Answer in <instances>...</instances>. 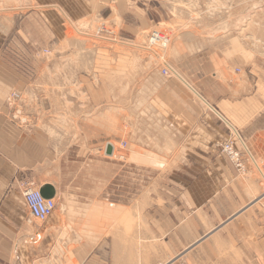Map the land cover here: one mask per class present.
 Returning <instances> with one entry per match:
<instances>
[{
    "label": "crops",
    "instance_id": "0c3cea01",
    "mask_svg": "<svg viewBox=\"0 0 264 264\" xmlns=\"http://www.w3.org/2000/svg\"><path fill=\"white\" fill-rule=\"evenodd\" d=\"M20 8L0 9V264H134L135 220L140 221L142 264H150L153 257L151 241L157 254L152 264L213 263L214 254L221 251L237 253V264H246V254L263 256L260 182L248 164L247 173L238 175L214 145L227 141V127L232 126L248 154L264 162V128L256 124L264 109L259 97L264 85L258 90L242 78L233 79L238 67L224 68L214 55L199 63L194 73L180 66V81L163 80L142 62L135 68L130 50L125 56L107 50L109 55L102 57L108 67L78 70L76 87L94 116L98 110L109 111L105 120L109 130L93 118L80 122L85 126L77 135L53 133L54 124L63 121L51 115L57 99L41 84L42 70L33 65V80V75L15 67L17 47L49 46V2L37 1L25 16L17 14ZM134 77L142 78L136 92L143 99L137 102ZM214 81L221 89L216 99L207 87ZM122 89L126 108L133 114L130 123L139 120L143 142L148 144L132 149L130 157L142 150L166 161L155 181L145 183L136 210L134 201L119 205L118 165L104 155L117 133ZM13 90L25 92L34 108H49V117H33L30 130L19 128L4 104ZM70 139L76 144L68 150L56 143ZM24 182H33L40 190L47 187L48 194L52 189L49 199L55 201L56 210L46 222L29 217L19 192ZM59 203L65 211H57ZM120 220L127 232L118 227ZM203 253L211 259L205 262Z\"/></svg>",
    "mask_w": 264,
    "mask_h": 264
},
{
    "label": "rangeland",
    "instance_id": "374dc122",
    "mask_svg": "<svg viewBox=\"0 0 264 264\" xmlns=\"http://www.w3.org/2000/svg\"><path fill=\"white\" fill-rule=\"evenodd\" d=\"M37 1L40 0H0V9L5 10L13 5H19L21 8L17 14L25 16L26 13L29 14L28 8L35 6ZM43 2H49V46H46L47 48L31 46L22 49L17 47L16 51L19 52L16 53L15 67L30 76L33 75V80L35 79L33 65L38 64V70H42L41 84L49 90V95L57 99L56 105H51V115L54 120L63 121V124L60 122L54 124L50 129L53 133L77 135L80 131L79 127L85 126L80 122H90L93 118H98L103 122L102 126L109 130V123L105 122L109 118V111L98 110L100 113L94 116V110L86 104L87 98L83 93L78 94L79 88L76 87L78 70L96 66L108 67V63L102 57L109 55L107 50H114L121 56H125V51L130 50L135 55V68L141 67V63H138L142 62L143 66L147 64L149 69H154L163 80H179L174 74L163 76L162 61L155 52L152 53L146 48L153 31L169 35L171 42L169 41L166 48L167 52L164 51V61L180 77L183 71L180 66L194 73L199 63L204 62L206 57L214 55L215 59L219 58L223 61L224 68L231 65L238 67L234 71L233 79L242 78L258 90L264 85V0H101L99 3L97 0H43ZM86 7L87 12H85ZM6 15L10 14L4 16ZM26 53L35 58L30 60ZM121 67H125L124 62ZM227 72L229 73L228 69L223 72L222 79L225 80L228 76ZM230 72L232 75V71ZM140 80L142 78L133 79L135 102L143 99L142 94L136 92L138 89L136 87L141 84ZM214 82L207 84V87L210 86L209 92L216 99L221 89L219 84ZM125 93L126 89H122L119 94L123 102L120 104L119 100L116 110L117 133L112 134L111 142H108L113 147V156L107 158L118 165L115 194L119 205L134 201L136 210L145 183L155 181L158 172H163L166 161L142 150L141 153L139 152L140 155L130 157L132 149L142 146L148 148V144L143 142L142 124L139 120L137 119V122L134 120L133 125L130 123L133 114L126 108ZM22 94L25 106L22 116L27 118L28 124L19 128L30 130L33 125L32 118L49 117V108H34L31 98L23 91ZM259 97L260 101H264V94ZM258 118L256 124L264 128V109ZM227 131L229 135L227 141L217 144H225L230 138L234 140L236 148L242 154V159L246 161L244 174H240L233 167L238 175H245L250 167L253 177L259 180L262 188L260 197L262 201L258 206L264 211L263 179L251 162L247 150L242 146L243 141L238 140L240 137L237 131L235 130L236 135L230 126L227 127ZM147 138L146 134L145 141H148ZM56 143L67 150V146L74 148L76 144L71 139L59 140ZM217 144L214 145V149L220 153L215 147ZM72 148L69 150L72 151ZM254 160L264 174V162L260 158ZM19 192L22 197V189ZM57 211H65L62 203L58 204ZM118 212L124 210L119 208ZM118 227H123L127 232L125 221H118ZM137 229H140V221L135 220L133 221L134 264H142L143 258L140 253L142 240L140 230ZM127 234H130V230ZM154 249L156 250V245L151 241L152 262L157 258ZM214 255L216 261L206 264H237V253L233 251H221ZM255 255L258 260L253 254H246V264H264V254ZM201 258L207 262L211 256L203 253Z\"/></svg>",
    "mask_w": 264,
    "mask_h": 264
},
{
    "label": "built area",
    "instance_id": "2783aa9c",
    "mask_svg": "<svg viewBox=\"0 0 264 264\" xmlns=\"http://www.w3.org/2000/svg\"><path fill=\"white\" fill-rule=\"evenodd\" d=\"M169 35L160 31H153L147 41L146 48L152 53H156L157 57L162 61L164 68L161 73L163 76H170L171 70L164 61V51L169 45ZM166 42V47L161 44ZM24 106V97L22 92L12 91L5 99V108L8 111L9 119L19 127H25L28 124L27 118L22 116ZM221 154L233 164L236 171L240 174L245 172V163L242 159L241 152L238 151L234 140H230L225 144H217L215 146ZM113 156V155H112ZM243 161H242V160ZM22 198L29 214V217L38 222H46L56 210V203L53 199L44 198L33 182H27L21 185Z\"/></svg>",
    "mask_w": 264,
    "mask_h": 264
},
{
    "label": "bare ground",
    "instance_id": "6f19581e",
    "mask_svg": "<svg viewBox=\"0 0 264 264\" xmlns=\"http://www.w3.org/2000/svg\"><path fill=\"white\" fill-rule=\"evenodd\" d=\"M170 38V37H169ZM171 42V41H170ZM161 47H166V42H163L162 44H161ZM166 52H167V50H166ZM170 68V67H169ZM170 70H171V75H175V76H177V77H179V79H180V81H182L181 80V77L174 71V70H172V68H170ZM183 83V82H182ZM185 83V82H184ZM185 86H187V85H185ZM187 88H188V86H187ZM190 88V87H189ZM191 89V88H190ZM192 90V89H191ZM191 93H192V91H191ZM194 95V94H193ZM199 100V99H198ZM205 102V101H204ZM232 127V126H231ZM233 131L235 132V134L237 135V133H236V131H235V129L233 128ZM238 138V137H237ZM238 140L240 141V138H238ZM242 146H244V148L246 149V147H245V145L243 144ZM247 154H248V152H247ZM249 155V157H250V159H251V162L254 164V166L256 167V169H257V171H258V173L260 174V176L262 177V179H263V182H264V174L262 173V171H261V169L258 167V165H257V162L253 159V157L250 155V153L248 154ZM74 199V198H73ZM69 203V202H68ZM75 210V209H74Z\"/></svg>",
    "mask_w": 264,
    "mask_h": 264
},
{
    "label": "water",
    "instance_id": "95a60500",
    "mask_svg": "<svg viewBox=\"0 0 264 264\" xmlns=\"http://www.w3.org/2000/svg\"><path fill=\"white\" fill-rule=\"evenodd\" d=\"M112 152H113V147L111 146V144H107L105 147L104 155L107 157H110V156H112ZM50 190H52V189L49 187V194H48V188L47 187L42 188L40 190V192L44 198H51L52 192H50Z\"/></svg>",
    "mask_w": 264,
    "mask_h": 264
}]
</instances>
